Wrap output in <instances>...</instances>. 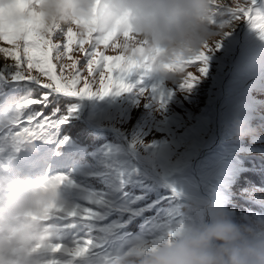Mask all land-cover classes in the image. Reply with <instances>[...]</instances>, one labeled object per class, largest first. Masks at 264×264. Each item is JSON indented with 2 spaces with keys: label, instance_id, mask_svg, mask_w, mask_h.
Listing matches in <instances>:
<instances>
[{
  "label": "rangeland",
  "instance_id": "obj_1",
  "mask_svg": "<svg viewBox=\"0 0 264 264\" xmlns=\"http://www.w3.org/2000/svg\"><path fill=\"white\" fill-rule=\"evenodd\" d=\"M5 3L11 10L14 0H0V25L5 22ZM259 6L264 10L261 0ZM227 31L219 49L208 53L206 73L190 90L141 72L145 80L136 82L135 71L125 78L128 91L114 88L102 94L96 77L93 94L72 97L78 103L70 118L91 122L95 131L108 136L97 149L92 171L85 174L98 185L92 190L67 174L48 170L33 180L66 177L58 188L63 208L82 218L91 210L89 218L103 221V226L98 229L101 236L92 240L82 257L71 253L87 239L74 245L59 243L64 249L49 253L56 264L115 261L137 246L159 243L170 232L199 227L208 217L184 206L200 198L212 200L227 212L236 209L229 203L237 198L228 194L232 180L240 174L238 161L254 159L264 165V39L243 21ZM183 72L184 78L187 73L199 75L195 66ZM147 78L152 82L148 84ZM33 83L25 86L41 88ZM240 124L245 132L254 133L238 136ZM11 165L19 162L8 160L0 151L3 172L20 179L12 174ZM237 195L264 200V193L256 189L241 187Z\"/></svg>",
  "mask_w": 264,
  "mask_h": 264
},
{
  "label": "clouds",
  "instance_id": "obj_2",
  "mask_svg": "<svg viewBox=\"0 0 264 264\" xmlns=\"http://www.w3.org/2000/svg\"><path fill=\"white\" fill-rule=\"evenodd\" d=\"M222 0H43L37 11L47 24L75 27L94 20L98 30H113L128 20L132 40L120 42L121 51L134 65H147L145 76L179 84V65L214 47L227 28L212 22ZM9 8L7 3L3 4ZM142 45V52L137 51ZM133 68L127 75L135 72ZM111 89H109V92ZM242 124L237 135H252ZM32 142H27L31 145ZM206 215L199 227L167 235L159 243L135 247L115 264H264V223L242 225L210 199L200 198L184 206ZM63 208L56 187L42 180H14L0 172V264H47L45 251L58 229L56 209Z\"/></svg>",
  "mask_w": 264,
  "mask_h": 264
},
{
  "label": "snow or ice",
  "instance_id": "obj_3",
  "mask_svg": "<svg viewBox=\"0 0 264 264\" xmlns=\"http://www.w3.org/2000/svg\"><path fill=\"white\" fill-rule=\"evenodd\" d=\"M42 3L43 0H14L11 10H4L5 22L0 25V80L35 82L46 90L39 99L18 104L9 116L0 121V137L4 146L10 145L16 151L27 142L42 140L53 143L56 140L59 129L76 110L73 107L62 111L52 103L56 97L91 95L94 92L92 86L97 83L96 77L100 93L106 95L109 89L114 88L125 92L128 86L124 81L130 70L136 68L144 75L147 71V65H134L121 51L120 42L134 38L130 21L122 20L107 32L98 30L94 20L77 22L75 27L47 24L43 14L37 11ZM259 3L260 0H222L215 6L216 15L212 22L229 30L243 21L264 39V10ZM228 34L226 31L225 35ZM219 47L220 42L214 47L205 46L197 56L181 62L179 67L182 71L195 66L199 75L187 73L178 84L180 89L190 90L195 86L200 75L207 71L208 53ZM109 50L115 54H106ZM142 50V45L138 46L137 51ZM73 53L82 55V59H77ZM63 143L59 146L62 147ZM3 171V166H0V172ZM66 180V177L57 175L46 177L42 183L46 188H59ZM62 213L64 219L77 215L75 211L58 208L54 218H61ZM90 216L91 210H88L84 219ZM92 243L91 239L84 240L82 246L76 247L71 254L76 258L84 256ZM63 249L62 244L56 243L48 245L45 251L54 254ZM45 259L47 264H56L50 255Z\"/></svg>",
  "mask_w": 264,
  "mask_h": 264
},
{
  "label": "trees",
  "instance_id": "obj_4",
  "mask_svg": "<svg viewBox=\"0 0 264 264\" xmlns=\"http://www.w3.org/2000/svg\"><path fill=\"white\" fill-rule=\"evenodd\" d=\"M262 2L264 1L261 0ZM140 78H142L141 74L137 71L134 80L137 82ZM144 80L145 78H143ZM146 80L148 84L152 82L150 78ZM45 91L35 85L6 84L0 80V121L9 116L18 104L30 99H39ZM52 103L62 111H67L69 108H73L78 100L72 97L59 96ZM85 122L69 118L59 129L57 138L53 143L35 140L32 141L31 145L23 144L18 151L10 145L5 147L2 137H0V145H3L4 149L3 154L8 157V160L19 162V165H11L12 174L20 176V179L31 178L33 180L39 176L44 177L46 170H48L55 174H67L75 178L77 182L94 190L92 187L98 185L96 178V181H93L85 174L92 171L94 158H98L97 149L101 143L108 139V136L106 133L95 131L96 126L93 123ZM62 141L64 143L61 147L59 145ZM238 164L240 174L236 175V180H232L234 182L231 189L232 193L228 194L230 198L234 196L237 198L235 203L230 202L229 205H237V207L228 213L238 224L254 226L258 223H264V200L256 199L253 196L237 195V190L241 187L248 190L256 189L264 193V165L254 159L252 161H238ZM237 183L239 185L236 187ZM103 186L107 189L105 182H103ZM60 216L61 218L55 219L58 233L54 242L74 245L79 243L81 239L95 240L101 236L98 229L103 226V221L84 219L77 215L64 219L63 213ZM101 246H104L103 244L100 245V248H104ZM99 251L101 249H96L95 252ZM115 261L102 264H115Z\"/></svg>",
  "mask_w": 264,
  "mask_h": 264
},
{
  "label": "water",
  "instance_id": "obj_5",
  "mask_svg": "<svg viewBox=\"0 0 264 264\" xmlns=\"http://www.w3.org/2000/svg\"><path fill=\"white\" fill-rule=\"evenodd\" d=\"M4 83H7V84H17V85H20V84H25V85H28V84H34L33 82H13V81H5V80H2Z\"/></svg>",
  "mask_w": 264,
  "mask_h": 264
}]
</instances>
